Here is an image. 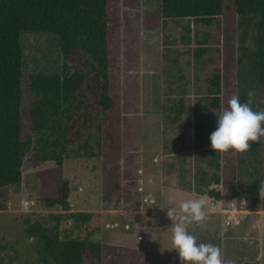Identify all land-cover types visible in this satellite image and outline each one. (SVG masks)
<instances>
[{
    "label": "rangeland",
    "instance_id": "rangeland-1",
    "mask_svg": "<svg viewBox=\"0 0 264 264\" xmlns=\"http://www.w3.org/2000/svg\"><path fill=\"white\" fill-rule=\"evenodd\" d=\"M160 8L161 0H139L135 8L123 0H109L108 6L113 92L123 91V76L116 68L119 39L139 53L129 72L139 85L138 100L136 110L126 114L129 125L123 127V135L129 131L130 136H125L121 154L122 163L132 168V178L122 183L129 199L118 204L103 201L101 158L82 153L89 151L82 145L84 139L67 145L61 165L55 159L39 161L47 153L60 152L61 146L55 133L33 129L29 112L33 95L26 93L22 123L31 144L21 186L0 188V264H57L44 241L27 233L34 222L52 231L57 227L61 238L179 259L172 242L175 221L167 217V207L179 212L182 202L199 198L207 201V219L186 225L197 243L218 246L225 264H264V210L239 208L237 199L264 173V138L243 153L219 152L210 147L215 129L197 127L200 119L216 122L234 95L250 101L252 108L257 101L252 60L257 18L240 15L233 0H225L223 14L210 24L185 18L144 27L140 14L156 15ZM20 38L26 77L61 72L64 60L56 35L25 31ZM217 74L219 92L212 84ZM217 95L219 107L211 103ZM89 146L95 147L94 141ZM64 181L71 189L70 209L50 207L48 200L58 197ZM198 188L217 189L223 198L199 194ZM240 203L244 205L245 197ZM71 212L90 217L76 221L68 216Z\"/></svg>",
    "mask_w": 264,
    "mask_h": 264
},
{
    "label": "trees",
    "instance_id": "trees-1",
    "mask_svg": "<svg viewBox=\"0 0 264 264\" xmlns=\"http://www.w3.org/2000/svg\"><path fill=\"white\" fill-rule=\"evenodd\" d=\"M123 4L135 8L139 0H123ZM108 6L109 0H0V188L21 186L24 160L31 144L24 136L22 111L25 95L31 93L33 129L55 133V142L61 146L60 152L47 153L39 161L55 159L61 165L67 145L84 139L82 145L89 151L82 153L101 158L106 187L103 201L118 204L129 199L122 183L132 178V168L122 163L121 154L123 140L130 136L129 131L123 135V127L128 129L129 125L126 114L136 110L134 100H138L139 85L129 72L134 70L139 53L124 38L119 39L120 64L116 68L119 77L123 76V91L113 92ZM233 6L242 16L257 18L252 52L257 101L252 106L255 111H264V0H233ZM224 8L225 0H161L158 14L142 13L140 17L148 29L159 27L167 19L192 18L210 24L223 14ZM127 24L131 26L130 20ZM25 31L57 36L64 60L60 73L26 77L20 38ZM212 84L219 92L218 74ZM211 103L219 107L220 97H212ZM197 127L212 130L216 122L200 119ZM91 141L95 147L89 146ZM70 191L69 182L64 181L58 197L49 199L48 205L70 209ZM197 192L217 200L223 198L217 189L198 188ZM242 197L244 205L240 203ZM237 199L239 208L264 210V173L260 172ZM68 216L77 221L88 219L90 214L71 212ZM27 233L44 241L48 255L57 264H180L174 255L61 238L57 227L52 231L38 222L30 223Z\"/></svg>",
    "mask_w": 264,
    "mask_h": 264
},
{
    "label": "clouds",
    "instance_id": "clouds-1",
    "mask_svg": "<svg viewBox=\"0 0 264 264\" xmlns=\"http://www.w3.org/2000/svg\"><path fill=\"white\" fill-rule=\"evenodd\" d=\"M251 95V93H249ZM264 138V111H255L250 101H241L234 95L224 111L217 117L215 130L210 134L213 151L250 150L251 143ZM207 201L204 198L189 199L180 204L179 212L168 206L167 217L175 221L171 224L172 242L182 264H225L218 246L211 243H197L196 237L187 230V223H203ZM163 209V208H161Z\"/></svg>",
    "mask_w": 264,
    "mask_h": 264
}]
</instances>
